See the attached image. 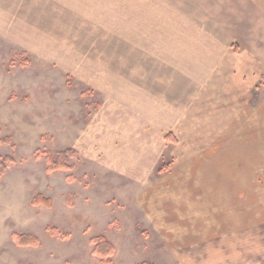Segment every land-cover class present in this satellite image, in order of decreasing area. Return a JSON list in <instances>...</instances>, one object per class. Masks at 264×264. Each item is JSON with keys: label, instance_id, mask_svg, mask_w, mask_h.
I'll return each mask as SVG.
<instances>
[{"label": "rangeland", "instance_id": "374dc122", "mask_svg": "<svg viewBox=\"0 0 264 264\" xmlns=\"http://www.w3.org/2000/svg\"><path fill=\"white\" fill-rule=\"evenodd\" d=\"M0 264H264V0H0Z\"/></svg>", "mask_w": 264, "mask_h": 264}, {"label": "trees", "instance_id": "16d2710c", "mask_svg": "<svg viewBox=\"0 0 264 264\" xmlns=\"http://www.w3.org/2000/svg\"><path fill=\"white\" fill-rule=\"evenodd\" d=\"M67 154V152H64V153H59L57 155V158L56 157H52L50 156L49 154H46L47 157H48V167L49 169L51 170H55V169H58L60 167H63L62 165L66 166V162L64 161L67 157H65V155ZM8 159V158H7ZM42 199V198H41ZM45 201V200H44ZM98 241V240H97ZM98 243H100L98 241Z\"/></svg>", "mask_w": 264, "mask_h": 264}]
</instances>
